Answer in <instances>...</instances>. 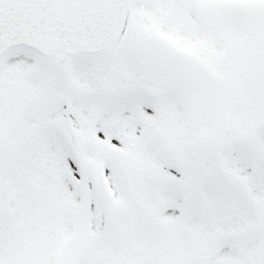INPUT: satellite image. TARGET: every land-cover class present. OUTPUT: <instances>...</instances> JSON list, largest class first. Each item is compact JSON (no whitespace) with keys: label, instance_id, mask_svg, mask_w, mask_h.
I'll list each match as a JSON object with an SVG mask.
<instances>
[{"label":"snow or ice","instance_id":"6c2138e0","mask_svg":"<svg viewBox=\"0 0 264 264\" xmlns=\"http://www.w3.org/2000/svg\"><path fill=\"white\" fill-rule=\"evenodd\" d=\"M0 264H264V0H0Z\"/></svg>","mask_w":264,"mask_h":264}]
</instances>
